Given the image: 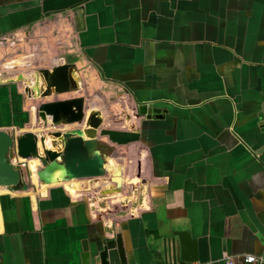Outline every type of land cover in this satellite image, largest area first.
<instances>
[{
	"label": "crops",
	"instance_id": "1",
	"mask_svg": "<svg viewBox=\"0 0 264 264\" xmlns=\"http://www.w3.org/2000/svg\"><path fill=\"white\" fill-rule=\"evenodd\" d=\"M60 58L81 79L67 93L104 111L108 177L87 187L119 172V201L99 212L64 183L0 187V264H82L84 241L118 233L128 264H162L175 230L198 240L195 263L264 259V0H0V75ZM29 102L0 85V129L36 127Z\"/></svg>",
	"mask_w": 264,
	"mask_h": 264
},
{
	"label": "water",
	"instance_id": "2",
	"mask_svg": "<svg viewBox=\"0 0 264 264\" xmlns=\"http://www.w3.org/2000/svg\"><path fill=\"white\" fill-rule=\"evenodd\" d=\"M76 28L79 29L78 26ZM12 83L21 84L25 99L31 101L67 93L81 87L76 65L66 63L62 58L50 68L0 75V85ZM29 111L30 123L33 125L34 114L36 126L46 130L16 133L11 128L0 129V187L28 191L30 184L24 177L22 164L18 163L20 160L39 161L40 166L36 174L42 185L107 176L106 157L98 148V129L104 111L85 107L82 96L43 101L30 106ZM162 112L165 111L152 105L140 104L137 107V115H146L147 118L152 115L161 116ZM259 119L260 127L264 129L263 106ZM73 124L75 126L71 128L52 129L58 125ZM120 177L119 172L113 173L107 180L108 186L96 188L94 194L121 191ZM84 199L87 200V197L84 196ZM160 245L157 255L162 264H192L200 260L198 240L189 230L172 231L171 236L162 237ZM82 246V264L129 263L119 233L111 237L105 235L91 246L84 241ZM255 257L258 261L254 264H264L262 257ZM240 258L247 264L245 255Z\"/></svg>",
	"mask_w": 264,
	"mask_h": 264
},
{
	"label": "rangeland",
	"instance_id": "3",
	"mask_svg": "<svg viewBox=\"0 0 264 264\" xmlns=\"http://www.w3.org/2000/svg\"><path fill=\"white\" fill-rule=\"evenodd\" d=\"M9 56H11V55H9ZM77 93L78 92L64 93V94L58 95L56 97L49 96V97H45V98H42V99H37L35 101H31V100L30 101L35 105V104H39L40 102H43V101H48V100H53V99H63V98L72 97L73 95H76ZM32 103L29 102L28 104L31 105ZM74 126H75V124H73V125H58L57 127H53L52 129H65V128H71V127H74ZM30 129L32 131H34V132H37V131H45L46 130V129H43L42 127H40V126L31 127ZM48 129L51 130V128H48ZM18 163L22 164V168L24 170V177H25L26 181H28V183L30 184L29 189L32 192H35V190H37V187L39 186V184L37 182V185H36L31 180L32 173H31L30 167H31L32 164L29 163V160H20ZM92 179H94V178H92ZM94 181H95V179H94ZM60 186L64 187V185H61V184H60ZM97 187H100V185H98ZM84 195H87V194H84ZM84 195H82V197ZM109 196H111V195L110 194H102V195L97 194V195H95L94 196L95 197V200L99 202V205L97 206V208H94V209H97V211H99V212H101L100 208H105V209H107V211H109V209L113 210L114 209V206H113L112 200L110 199ZM105 213H107V212H105Z\"/></svg>",
	"mask_w": 264,
	"mask_h": 264
},
{
	"label": "bare ground",
	"instance_id": "4",
	"mask_svg": "<svg viewBox=\"0 0 264 264\" xmlns=\"http://www.w3.org/2000/svg\"><path fill=\"white\" fill-rule=\"evenodd\" d=\"M108 161H109V159L107 160V163H106V169L108 167ZM36 176H37V174H36ZM89 179H92V178H84V179H82L83 181L80 184L79 183H76L74 180L65 181V182H59V183H56V184H62V183H64L66 185V188H68V190H71V191L78 190V192H75L74 191V193H78V194H81V195L87 194V195H90V196H92V195L95 196L94 190H92V187H89V188L87 187L88 186V183L85 180H89ZM38 184H39V186H51V185H42V184L39 183V181H38ZM56 184H54V185H56ZM110 195L111 196H109V197L112 200V202L117 203L119 201V196L116 193H112Z\"/></svg>",
	"mask_w": 264,
	"mask_h": 264
},
{
	"label": "built area",
	"instance_id": "5",
	"mask_svg": "<svg viewBox=\"0 0 264 264\" xmlns=\"http://www.w3.org/2000/svg\"><path fill=\"white\" fill-rule=\"evenodd\" d=\"M223 261H224V264H234V257L233 256H226V257H224ZM257 261H258V259L254 255H245V262L247 264H254ZM192 264H204V263H192ZM207 264H209V263H207Z\"/></svg>",
	"mask_w": 264,
	"mask_h": 264
},
{
	"label": "flooded vegetation",
	"instance_id": "6",
	"mask_svg": "<svg viewBox=\"0 0 264 264\" xmlns=\"http://www.w3.org/2000/svg\"><path fill=\"white\" fill-rule=\"evenodd\" d=\"M99 148V147H98ZM99 150H100V148H99ZM101 151V150H100ZM109 161H110V159H109ZM109 161H108V166H109ZM106 177H108V167H107V176ZM110 177V176H109ZM107 187V186H106Z\"/></svg>",
	"mask_w": 264,
	"mask_h": 264
}]
</instances>
